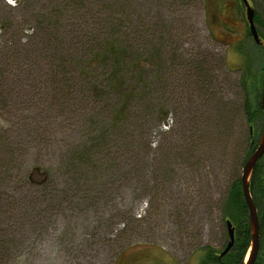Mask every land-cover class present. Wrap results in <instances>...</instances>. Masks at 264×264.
<instances>
[{
	"label": "rangeland",
	"instance_id": "obj_1",
	"mask_svg": "<svg viewBox=\"0 0 264 264\" xmlns=\"http://www.w3.org/2000/svg\"><path fill=\"white\" fill-rule=\"evenodd\" d=\"M248 1L262 37L264 0ZM211 2L0 0V26L20 31L0 37L15 77L0 89V264H200L225 247L264 49L241 0H217L220 20Z\"/></svg>",
	"mask_w": 264,
	"mask_h": 264
},
{
	"label": "trees",
	"instance_id": "obj_2",
	"mask_svg": "<svg viewBox=\"0 0 264 264\" xmlns=\"http://www.w3.org/2000/svg\"><path fill=\"white\" fill-rule=\"evenodd\" d=\"M254 21L256 22V18L254 16ZM262 29L264 31V22H260ZM0 37L8 34V28L4 27L0 29ZM262 39L264 40V36H262ZM6 42V41H5ZM262 47V46H261ZM10 48V47H8ZM263 48V47H262ZM264 49V48H263ZM9 53H13V49H7L5 51V54L2 55L3 58L0 60V68L4 69V79L0 78V89L4 90L7 89L8 84L11 82H15V77L13 73V66L12 64L6 65V60L8 58ZM7 57V58H6ZM117 64V63H116ZM189 66V65H188ZM139 67V65L136 66V68ZM8 68V69H7ZM250 69L247 67V69L243 73V80H242V87L247 88L246 83L249 80L250 75ZM7 74L10 77H6L5 74ZM17 76V75H16ZM118 76V74H117ZM118 79V77H117ZM117 79L112 80L111 77L109 78L110 84H112L114 87L116 86L117 89L123 86L124 81L119 80L117 82ZM23 80L20 82L24 89ZM5 85V88H4ZM25 93L26 91L24 89ZM17 93L19 91L17 90ZM5 97H8L10 99H15L18 97L17 95L13 94L10 90H7V94L4 95ZM245 113L247 115V119L249 123L257 122V120H260L262 109L260 108V101L257 103H251L249 99H246L244 103ZM254 129V128H253ZM252 129V130H253ZM254 130L252 133L249 132L248 138L251 141L249 143V146L247 150L245 151V155L243 160L245 161L248 156L253 152L254 149V143L252 141L254 139ZM242 160V165L244 164ZM250 180H249V192L250 195H252V199L254 202V205H256L257 209V216L259 217V238L260 244H259V255H258V262L255 264H264V154L261 158H259L258 163L254 167V169L251 172ZM226 199L223 204L222 208V215L225 218V222L227 220H230L232 223V226L234 228V244L231 247V251L226 254L223 257L219 258L221 251L213 252L209 251L207 252L205 258L201 261L200 264H239L242 261V257L245 255V253L248 250V247L250 245V227L248 225V217H247V206H245L244 197L242 195V184L240 183V177L235 180L226 195Z\"/></svg>",
	"mask_w": 264,
	"mask_h": 264
},
{
	"label": "water",
	"instance_id": "obj_3",
	"mask_svg": "<svg viewBox=\"0 0 264 264\" xmlns=\"http://www.w3.org/2000/svg\"><path fill=\"white\" fill-rule=\"evenodd\" d=\"M244 6L245 11V19L248 22V29L250 32V35L252 37V40L257 43L261 44L259 34L256 31V24L254 21V14L255 10H253L249 4L248 0H241ZM263 88L260 94V108L262 109V131L259 136L258 145L253 150V152L248 156V158L244 161L242 170H241V176H240V183L242 184V195L244 197L245 206H247V217H248V225L250 227V245L248 247V256L246 257V261L244 264H255L256 258L259 252V244H260V238H259V217L257 216V209L256 205H254L252 195H250L249 192V180L251 176V172L258 163L259 158H261L264 154V82H263ZM251 130V128H250ZM225 228H227V236H228V242L225 245V247L222 249V252L219 255L220 257L225 256L228 254L231 250V247L234 244V228L232 226V223L230 220H227L225 222Z\"/></svg>",
	"mask_w": 264,
	"mask_h": 264
},
{
	"label": "flooded vegetation",
	"instance_id": "obj_4",
	"mask_svg": "<svg viewBox=\"0 0 264 264\" xmlns=\"http://www.w3.org/2000/svg\"><path fill=\"white\" fill-rule=\"evenodd\" d=\"M7 2V4L9 6H12L14 7V9H10L9 10H15L17 4L19 3V0H5ZM216 1L217 0H212L211 4H210V12L212 14V16L215 18V19H218L220 20V17L224 15V13H226L225 9H224V6H223V2H222V6H223V11H219L217 8V5H216ZM241 4L243 5L242 1H241ZM13 21H9L8 23H4L2 26H0V29L1 28H8V34L4 35V36H1V39L2 41H6V42H9V41H19L20 40V37H19V34H20V31L19 30H16V33L14 35L11 34L10 30L13 28V24H12ZM223 24H225L226 22L222 21ZM1 35V33H0ZM260 42L261 44H258V45H261L263 48H264V40L262 39V37H260ZM261 239V238H260ZM259 249V248H258ZM260 251V249H259ZM258 255H259V252H258ZM257 255V257H258ZM256 262H258V258H256ZM255 262V263H256Z\"/></svg>",
	"mask_w": 264,
	"mask_h": 264
}]
</instances>
